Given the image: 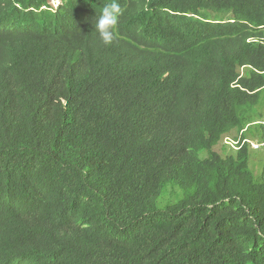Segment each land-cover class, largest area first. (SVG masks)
Instances as JSON below:
<instances>
[{
  "label": "trees",
  "instance_id": "16d2710c",
  "mask_svg": "<svg viewBox=\"0 0 264 264\" xmlns=\"http://www.w3.org/2000/svg\"><path fill=\"white\" fill-rule=\"evenodd\" d=\"M105 1L0 0L5 257L69 264L57 253L97 245L92 264H114L109 245L121 264H264V161L256 176L248 142L216 149L264 142V0H118L109 46ZM32 223L34 248L16 238Z\"/></svg>",
  "mask_w": 264,
  "mask_h": 264
},
{
  "label": "clouds",
  "instance_id": "9594fccd",
  "mask_svg": "<svg viewBox=\"0 0 264 264\" xmlns=\"http://www.w3.org/2000/svg\"><path fill=\"white\" fill-rule=\"evenodd\" d=\"M63 3V0H49L48 8L56 11ZM47 6H43L42 8L45 9ZM101 14L99 15L98 19L95 23V31L98 33L99 38L101 42L105 46L111 45L115 39L117 38V31L118 26L121 21V17L123 16V11L121 8V5L119 4L118 0H106L104 3L100 6ZM245 66L241 67L240 71L244 73ZM264 123V118L259 121ZM236 135V134H235ZM248 142L252 149H260L264 147V142L256 141L254 139H242L241 134L238 136H232L231 135H225L222 138L223 145H227L229 148H231L233 151L232 153L239 150L242 145ZM15 212L17 217H19L20 211H21V202L20 200L16 202L15 204ZM5 206H0V264H13L11 263L4 255L3 252V245L5 242V239L11 235V232L8 234H5L4 232V210ZM34 230H35V236L34 238L26 239L21 233L17 232L16 238L21 242L23 246H29L31 248H34L35 244L38 242L42 232L46 229L44 227H41L37 224L32 223ZM55 230V229H51ZM161 231L164 233L162 237L159 236V241L157 243H160L161 245H166L168 249H172L173 246V237L171 235L165 233L167 232V229L161 227ZM96 246L92 248H83V247H74L68 251H63L57 253L59 256L63 257L64 259L69 258V264H92V257L93 253L96 250ZM109 249L114 253V264H121L120 263V249L112 246L110 247L108 245ZM159 254L162 261H164L167 253Z\"/></svg>",
  "mask_w": 264,
  "mask_h": 264
},
{
  "label": "rangeland",
  "instance_id": "374dc122",
  "mask_svg": "<svg viewBox=\"0 0 264 264\" xmlns=\"http://www.w3.org/2000/svg\"><path fill=\"white\" fill-rule=\"evenodd\" d=\"M235 134H236L235 132L232 133V136H235ZM256 141L257 140H255V142ZM216 149L222 153H225V154H231L233 151L227 145H223L222 141L216 147ZM206 155H207V151H201L200 152V157H205ZM263 161H264V147L260 148V149H252L250 152V165H251L256 176H259L261 174ZM172 186H174V185L169 184L166 187L165 191L167 192L170 189V187H172Z\"/></svg>",
  "mask_w": 264,
  "mask_h": 264
}]
</instances>
